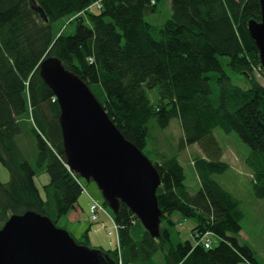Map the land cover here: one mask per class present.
Returning a JSON list of instances; mask_svg holds the SVG:
<instances>
[{
	"label": "trees",
	"instance_id": "trees-1",
	"mask_svg": "<svg viewBox=\"0 0 264 264\" xmlns=\"http://www.w3.org/2000/svg\"><path fill=\"white\" fill-rule=\"evenodd\" d=\"M98 1L0 0V162L10 173L9 182L0 181V229L27 212L57 223L76 209L83 193L80 177L66 165L59 105L39 71L45 59L56 57L89 85L142 152L153 120L165 129L179 119L181 148L196 144L203 154L194 160L201 184L195 194L185 185L178 156L154 164L161 177L159 238L120 204L114 214L121 226L118 247L102 250L114 264H259L238 238L239 200L214 178L229 169L214 130L235 132L251 148L253 188L264 198V86L253 71L262 65L249 32L251 21L261 22L260 0H171L170 19L155 26L146 17L163 0H102L101 9L90 10ZM61 21L75 24L74 32L67 34ZM231 75L248 88L234 84ZM155 88L159 102L152 104L147 90ZM27 133L37 146L35 166L20 144ZM37 169L49 176L42 191ZM176 213L196 220L194 238L210 231L219 245L174 244L177 224L169 217ZM77 243L88 246V234Z\"/></svg>",
	"mask_w": 264,
	"mask_h": 264
},
{
	"label": "water",
	"instance_id": "water-1",
	"mask_svg": "<svg viewBox=\"0 0 264 264\" xmlns=\"http://www.w3.org/2000/svg\"><path fill=\"white\" fill-rule=\"evenodd\" d=\"M261 22L249 32L264 68V0ZM34 9L43 12L35 6ZM40 76L60 109L62 144L67 167L94 182L116 215L127 205L154 239L160 237L162 211L157 191L161 177L155 165L125 138L89 85L67 70L56 57L45 59ZM0 264H114L102 250L77 243L51 218L35 212L11 216L0 229Z\"/></svg>",
	"mask_w": 264,
	"mask_h": 264
},
{
	"label": "rangeland",
	"instance_id": "rangeland-1",
	"mask_svg": "<svg viewBox=\"0 0 264 264\" xmlns=\"http://www.w3.org/2000/svg\"><path fill=\"white\" fill-rule=\"evenodd\" d=\"M171 14V0H163L158 4L157 12L148 15L146 20L154 26L162 25L170 19ZM60 25L63 26V30L66 29L67 34L73 33L76 26L75 24H70L69 21H61ZM262 75L264 77V69ZM231 76L234 84L245 89L248 88L242 79L234 75ZM259 81L264 86V80ZM147 94L152 104L159 102V89L147 90ZM214 135L223 150L222 161L229 165L227 172L217 174L214 178L224 189L239 200L243 216L240 222L242 231L238 238L241 244H246L252 249L257 262L264 264V198L257 197L253 188V170L247 162L252 153L251 148L235 132H226L221 128H215ZM183 139L184 134L179 119H173L165 129L157 127L156 122L153 120L149 125L148 143L143 153L153 164L160 163L163 157L178 156L187 177L185 185L191 194H195L200 191L201 184L194 167V160L202 156V151L196 144L186 145L185 148H181ZM20 144L31 164L35 166L37 156L36 142L27 133L20 137ZM9 180L10 173L0 162V181L7 183ZM35 181L37 187L42 191L43 186L49 182V176L44 170L37 169ZM80 181L85 190L79 199L80 208L75 212L72 210L69 214L63 216L57 222V226L68 231L77 242L84 240L85 234H88V246L91 249L115 250L118 247L116 236L108 235V231L102 229L100 224L107 223L110 226L107 218L102 216L100 223H94L90 220L89 196L104 204L100 190L94 182L88 183L82 178H80ZM180 217L181 215L178 213L169 217L170 220L177 224L174 228L173 243L178 244L189 241L195 245L197 241L192 234V230L197 225L196 220H185ZM164 226H166L165 223ZM213 241V245L216 247L221 240L216 236ZM158 260L161 261V256L158 257ZM239 264L251 263L242 260Z\"/></svg>",
	"mask_w": 264,
	"mask_h": 264
},
{
	"label": "built area",
	"instance_id": "built-area-1",
	"mask_svg": "<svg viewBox=\"0 0 264 264\" xmlns=\"http://www.w3.org/2000/svg\"><path fill=\"white\" fill-rule=\"evenodd\" d=\"M101 2L102 0L94 3L89 9L90 10L94 8L101 9L102 7ZM253 71L258 80H264V77L262 75L263 74L262 66L253 67ZM83 191H85L84 188H83ZM89 197H90V204H89L90 220L94 223H100L101 217L105 216L108 222L110 223V226H108L107 223H100L102 229L107 230L108 235H115L117 240L119 241V232H120L121 226L116 222L114 216L105 207L104 204L99 203L96 199L92 198L91 196ZM214 237H216L215 234L210 231L205 232V233H197L195 235V239L197 241L195 246L203 245L206 249H210L211 247H213ZM120 264H122L121 261H120Z\"/></svg>",
	"mask_w": 264,
	"mask_h": 264
},
{
	"label": "crops",
	"instance_id": "crops-1",
	"mask_svg": "<svg viewBox=\"0 0 264 264\" xmlns=\"http://www.w3.org/2000/svg\"><path fill=\"white\" fill-rule=\"evenodd\" d=\"M203 155V154H202ZM181 163V162H180ZM182 165V164H181ZM80 208V205L78 204L77 205V207H76V209L75 210H73V212H75L77 209H79ZM181 218V217H180ZM180 218H178V219H180Z\"/></svg>",
	"mask_w": 264,
	"mask_h": 264
}]
</instances>
